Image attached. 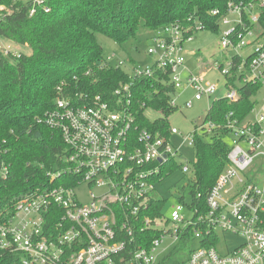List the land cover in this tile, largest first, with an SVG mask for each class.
<instances>
[{"label": "built area", "instance_id": "obj_1", "mask_svg": "<svg viewBox=\"0 0 264 264\" xmlns=\"http://www.w3.org/2000/svg\"><path fill=\"white\" fill-rule=\"evenodd\" d=\"M44 3L31 0L29 15L34 5L49 12ZM263 6L264 0H230L223 11L209 12L217 16L219 30L224 26L218 39L222 60L214 58L198 73L186 66L184 46L206 24L189 15L154 29V47L147 49L154 60L133 65L131 81L120 83L112 93L114 101L125 104L115 106L97 95L71 99L59 94L46 123L60 132L69 151L64 168L50 174L52 182L62 173L60 182L19 198L3 215L0 264H158L184 240L189 247L184 264H264V99H258L264 88V34L258 25ZM3 49L0 44V59L8 54ZM113 57L106 56L102 64L121 67L123 61ZM210 70L223 77L225 93L219 98L229 103L239 99L240 86H259L251 95L253 105L243 117L233 110L221 122L204 117L182 138L183 145L192 147L196 134L221 131L229 147L226 166L205 193V209L200 212L177 200L169 218L162 213L152 216L148 212L156 178L181 148L173 146L170 137L182 135L171 126L168 136L137 129L128 106L131 82L151 77L167 83L168 103L176 107L172 96L187 88L195 101L210 99L220 84L205 80ZM193 100L184 101L185 107H192ZM260 164L263 173L254 174ZM180 170L191 174L188 163H181ZM183 208L192 215L185 217ZM149 231L155 232L150 240ZM225 233L239 234L241 244L224 250ZM193 239L199 240V247Z\"/></svg>", "mask_w": 264, "mask_h": 264}, {"label": "trees", "instance_id": "obj_2", "mask_svg": "<svg viewBox=\"0 0 264 264\" xmlns=\"http://www.w3.org/2000/svg\"><path fill=\"white\" fill-rule=\"evenodd\" d=\"M228 1L45 0L49 12L34 5L35 11L29 15L31 0H0V6L6 8L0 9V38L29 48L28 53H10L0 59V169L4 171L0 174V221L19 198L60 182L62 173L52 182L50 174L64 168V157L69 151L60 132L46 123L59 94L71 99L97 95L115 106L126 103L114 101L112 93L120 83L131 81L128 72L118 65L102 64L106 57L97 35L122 46L132 38L140 22L153 30L183 21L189 15L202 19L207 30L218 31L217 16L209 12L213 8L223 11ZM231 1L244 4L250 0ZM258 25L264 34V6ZM131 84L128 106L137 129L168 136V116L175 108L168 103L171 86L154 82L151 77ZM258 89L250 84L240 86L239 99L231 103L215 99L205 119L221 122L231 110L238 117L245 116L253 105L251 95ZM150 107L161 111L163 117L149 121L143 112ZM192 147L191 176L186 178L177 200L202 212L205 193L227 164L229 147L221 131L196 134ZM172 162L163 167L156 178L158 183L175 168ZM156 193L150 200L152 208L148 214L152 216L161 213L166 201L165 196ZM154 235V231H149L146 238L150 240ZM186 243L184 240L181 245ZM177 250L173 248L158 264H184V260L174 258Z\"/></svg>", "mask_w": 264, "mask_h": 264}, {"label": "rangeland", "instance_id": "obj_3", "mask_svg": "<svg viewBox=\"0 0 264 264\" xmlns=\"http://www.w3.org/2000/svg\"><path fill=\"white\" fill-rule=\"evenodd\" d=\"M224 26H221L222 30ZM220 30L210 31L202 30L197 31L193 36L191 42L186 43L184 46V56L185 64L193 72L198 73L206 68V64L211 62L214 58H219L222 60L221 49L218 47V39L220 36ZM155 36L154 29L146 28L143 22H140L137 26L134 35L122 46L114 44L111 40L102 36L101 34L97 35V40L101 44L103 52L106 56H111L114 54L112 61L120 59L123 61L121 65L122 68L131 72L133 65L143 66L151 63L154 60V56L147 52L149 47H154L153 37ZM0 44L3 46V51L10 53H28L29 48L21 45H17L14 42L6 39L0 38ZM130 60L132 62H130ZM208 68V66H207ZM206 81L214 83L215 80H219L220 84L217 91L210 96V99L202 97L198 101L193 100L192 90L190 88L183 89L182 91L177 92L176 95L172 98L176 99L177 106L168 116L169 126L175 127L180 131L182 136L173 134L170 137L171 143L175 147H181L179 149V155L175 157L172 165H176L175 168L168 174V176L160 183L157 184L156 194L163 195L166 197L165 205L161 210V213L169 218L170 210L177 204L178 193L185 187L187 183V177H190L191 174L185 173V175L180 170L181 163H188L190 166V172H192V161L194 159L193 147L182 144V138L193 130V125L199 123L205 117V113L208 110L209 106L212 105L215 98L221 97L225 93V89L222 87L223 77L216 70H210L205 77ZM258 99L261 101L264 99V88L260 90L258 94ZM192 99V107H185L184 101ZM144 116L148 118L149 121H154L156 119L162 118L163 115L161 111L146 108L143 112ZM258 172L254 171V174H262L263 166L262 164L257 167ZM190 175V176H189ZM185 217H190L192 214L185 208L180 211ZM241 236L239 234L225 233L222 234L221 243L225 249L232 250L236 246L241 244ZM194 247H199V240H192ZM174 255L176 259L185 260L189 253V247L185 244L180 245ZM168 253V252H167Z\"/></svg>", "mask_w": 264, "mask_h": 264}]
</instances>
